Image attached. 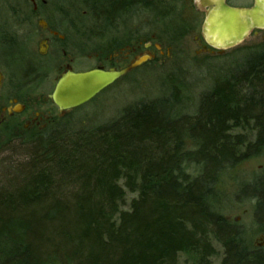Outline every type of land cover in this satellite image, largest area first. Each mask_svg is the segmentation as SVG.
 <instances>
[{"label": "trees", "instance_id": "1", "mask_svg": "<svg viewBox=\"0 0 264 264\" xmlns=\"http://www.w3.org/2000/svg\"><path fill=\"white\" fill-rule=\"evenodd\" d=\"M85 1L108 24L135 6L157 11L162 3ZM197 103L183 114L182 91L173 87L97 130L58 127L33 137L20 186L0 189L6 264H180L183 257L211 264L214 244L220 264H264V247L247 244L224 219L217 193L223 176L264 155V42L218 72ZM126 194L133 198L123 209ZM234 196L252 204L264 231V172Z\"/></svg>", "mask_w": 264, "mask_h": 264}, {"label": "rangeland", "instance_id": "2", "mask_svg": "<svg viewBox=\"0 0 264 264\" xmlns=\"http://www.w3.org/2000/svg\"><path fill=\"white\" fill-rule=\"evenodd\" d=\"M43 1L45 5L69 10L70 31L68 27L64 30L71 36L77 35L76 30L84 28L87 30L84 33L86 36L118 40L120 44H149L155 55L153 61L122 77L91 102L70 111L56 124V128H65L68 131L65 133L69 134L97 130L117 119L123 109L139 102L162 98L173 87L182 91L185 105L183 114L192 115L199 97L211 89L217 73L226 70L227 66L230 67L264 42L263 34L253 33L240 45L220 54L202 52L195 39H201L205 19L200 0H162L157 11L153 7L145 9L135 6L110 24L95 19L85 0H36V3L43 5ZM229 3L240 8L250 6V0H229ZM32 5L31 0H0V28L14 30L24 19V13L32 9ZM213 28L216 29L215 24ZM83 66L89 68L92 64L83 62ZM9 139L0 140V189L3 188L4 193H10L11 186H20L21 178L17 174L19 166L29 161L33 142L31 137ZM260 172H264V155L228 172L222 177L223 181L217 190L219 213L228 223L240 228L247 244L252 247L256 242L259 243L264 231L253 221L252 204L248 201L237 202L234 195L242 182ZM132 198V195L126 194L123 209L128 208ZM4 245V241H0V264H6L7 249ZM214 250L211 264H220L223 251L217 244H214ZM180 264L191 262L183 257Z\"/></svg>", "mask_w": 264, "mask_h": 264}, {"label": "flooded vegetation", "instance_id": "3", "mask_svg": "<svg viewBox=\"0 0 264 264\" xmlns=\"http://www.w3.org/2000/svg\"><path fill=\"white\" fill-rule=\"evenodd\" d=\"M31 2L32 9L24 13L14 30L0 28V140L7 136L40 138L56 128L69 112L60 116L50 97L66 72L118 71L136 57L153 54L149 44H120L118 40L86 36L84 28L71 36L64 30L71 27L68 9ZM226 4L231 5L229 0ZM252 5L250 0L248 7ZM254 33L263 34L264 40V32ZM195 39L202 52L214 53L202 37ZM83 62L92 66L87 68Z\"/></svg>", "mask_w": 264, "mask_h": 264}, {"label": "water", "instance_id": "4", "mask_svg": "<svg viewBox=\"0 0 264 264\" xmlns=\"http://www.w3.org/2000/svg\"><path fill=\"white\" fill-rule=\"evenodd\" d=\"M206 8L202 26V38L205 44L217 51L232 49L243 43L255 31H264V0H253L249 8H233L226 0H200ZM214 24L216 29H214ZM154 59L152 54L136 57L122 70H91L82 73L71 71L63 74L57 81L51 100L58 108L60 116L79 108L117 80L131 71ZM260 240L264 247V235Z\"/></svg>", "mask_w": 264, "mask_h": 264}, {"label": "bare ground", "instance_id": "5", "mask_svg": "<svg viewBox=\"0 0 264 264\" xmlns=\"http://www.w3.org/2000/svg\"><path fill=\"white\" fill-rule=\"evenodd\" d=\"M260 238H261V237H260ZM260 244H262V241L259 239V243L256 242L255 245L258 246V247H263V246H259Z\"/></svg>", "mask_w": 264, "mask_h": 264}]
</instances>
